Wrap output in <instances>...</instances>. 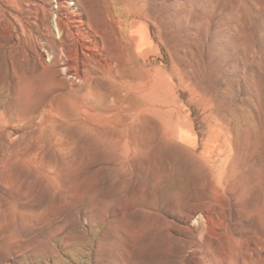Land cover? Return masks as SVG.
<instances>
[{"label":"rangeland","instance_id":"374dc122","mask_svg":"<svg viewBox=\"0 0 264 264\" xmlns=\"http://www.w3.org/2000/svg\"><path fill=\"white\" fill-rule=\"evenodd\" d=\"M0 264H264V0H0Z\"/></svg>","mask_w":264,"mask_h":264},{"label":"bare ground","instance_id":"6f19581e","mask_svg":"<svg viewBox=\"0 0 264 264\" xmlns=\"http://www.w3.org/2000/svg\"><path fill=\"white\" fill-rule=\"evenodd\" d=\"M136 2V1H135ZM139 4H140V2H139ZM138 5V4H137ZM142 6V5H141ZM135 7V6H134ZM139 8V7H138ZM133 10H134V8H133ZM131 11V10H130ZM135 11V10H134ZM133 13V12H132ZM135 13V12H134ZM56 24H57V29H58V32H59V35L61 36V37H64L65 39H67L68 37H71V36H73V35H71V34H74V32L67 26V25H65L64 23H62V22H56ZM122 27V26H121ZM121 29V31L123 30L124 31V29L123 28H120ZM127 32V31H126ZM148 29H147V27H144V26H141V27H139V28H137V29H135V30H133L132 32H131V34H127V36H128V38H129V40H132V41H134V44H135V47H136V50H137V53L136 52H130V54L128 53V59L126 60V64H122V65H120V68H119V74H122V75H124L125 74V69L127 68V61H128V63H129V61H130V58H131V56H132V58H134L135 59V57L136 58H138V57H140V56H143V57H145L144 55H143V52H147L148 53V50H149V48H151V46H146V50H143L142 49V45H141V42H143V41H146L147 40V36H148ZM122 38V37H121ZM69 39V38H68ZM122 40V39H121ZM97 42V41H96ZM123 42V41H122ZM131 43V42H130ZM133 43V42H132ZM128 45H130V44H128ZM133 45V44H132ZM131 45V46H132ZM97 46H98V48H99V50L101 51V49L103 48V43H100V42H97ZM97 46H96V48H97ZM88 49V48H87ZM126 50V49H125ZM122 55V54H121ZM138 55V56H137ZM126 55H124V57H125ZM123 57V56H122ZM124 57H123V59H124ZM126 58H127V56H126ZM125 58V59H126ZM134 59H131V60H133L134 61ZM139 59V58H138ZM135 63L137 64V66H138V68H137V66H136V68L138 69V74L139 75H143L144 73H145V69H144V65L143 64H141L140 62H137V61H135ZM145 63V62H144ZM136 64H134V65H136ZM86 67V66H85ZM66 68V67H65ZM135 68V67H134ZM129 70V69H128ZM127 75H128V73H127ZM165 76V75H164ZM173 76H171V78H172ZM170 79V78H169ZM144 82H142V83H139L138 85L136 84H134V85H132V84H130V82H128V81H124V82H122L121 83V85H122V88L125 90V91H128V93H129V91H131V90H134L135 92H136V94H139V96L142 98H144V96L143 95H147L146 94V91H147V87H148V82L150 81V88H151V86L153 85V82H154V84H156L154 87L155 88H160V87H162L163 86V84L164 83H162V81L163 80H158V78H154L153 79V76L151 75H147V76H145L144 77ZM172 80V79H171ZM173 81V80H172ZM172 81H169L168 82V85H167V89L168 90H166L167 91V97L165 98H163V97H161V96H159V92H157L158 93V95L157 96H154V98L153 99H155V102H156V106H159V107H162V105L165 107L166 106V108H169V107H171L173 104H174V100H173V96H174V84L172 83ZM141 84V85H140ZM164 88V87H163ZM161 90V89H160ZM122 91V90H121ZM154 95V94H153ZM160 109V108H159Z\"/></svg>","mask_w":264,"mask_h":264}]
</instances>
